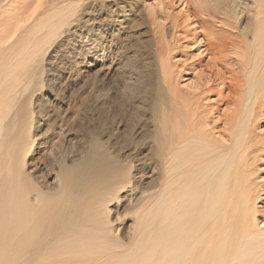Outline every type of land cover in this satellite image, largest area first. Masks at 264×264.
I'll list each match as a JSON object with an SVG mask.
<instances>
[{
    "label": "bare ground",
    "instance_id": "1",
    "mask_svg": "<svg viewBox=\"0 0 264 264\" xmlns=\"http://www.w3.org/2000/svg\"><path fill=\"white\" fill-rule=\"evenodd\" d=\"M195 1L222 31L240 33L239 98L224 121L200 83H175L161 32L144 53L121 12L105 21L112 42H95L108 71L121 67L118 87L101 95L85 82L49 110L59 93L41 89L42 66L47 83L69 70L70 42L56 53L52 40L70 24V1L0 0V264H264L253 172L264 0Z\"/></svg>",
    "mask_w": 264,
    "mask_h": 264
},
{
    "label": "rangeland",
    "instance_id": "2",
    "mask_svg": "<svg viewBox=\"0 0 264 264\" xmlns=\"http://www.w3.org/2000/svg\"><path fill=\"white\" fill-rule=\"evenodd\" d=\"M60 1H63L60 5L66 3L69 7L70 4L71 8L69 11L73 12L71 13V20L70 18L68 19L70 20V24L68 23L64 32H61L63 36H57L56 39L52 40V43H54L53 47L55 50L57 49L56 53H59L60 50H63V46L59 42H62L64 38L70 42L67 46V51L69 52L68 57L71 61H69L66 66L68 67L69 64L72 65V67L69 65L68 68L70 70L71 67V71L73 72H69V70L65 72L63 69L62 71L65 73L60 74L57 70L53 72L55 78L51 79L52 82L48 81L49 83H47L45 80H48V73L43 64L44 74L40 86L41 89H47L50 85L59 93V98L55 101L56 104L55 102H50L48 104L47 107L49 110L51 108V110L63 109L66 105L64 94L65 98H67L70 93L76 91V89H78L77 87L80 88L82 84L84 85L87 83L89 87L92 86V83L96 82L101 95H104L106 90H113L116 86L118 87V82L120 80L119 69L121 67L108 71L106 64L107 60H105L106 58L104 59L103 54H101L102 52L97 51L95 42H101L103 46L105 42H112L110 37L111 28L105 26L107 23L105 21L107 16L115 17L120 12V16L125 17L123 25L126 27V33H124L125 35L130 33L128 35L130 38L129 42H135L136 45L140 43L141 48L145 51L144 53L152 50V43L156 42L154 37L155 31L158 33L161 32L163 39L165 38L163 52L165 57L169 60L171 70L175 80H177L175 83L180 86V89L200 83L201 91L199 90V93L202 94V100L205 98L203 104L205 103L208 105L210 109L214 111V117L221 118L223 119L222 121L226 119L225 114H230L232 109H234L235 101L239 98V87L235 84V80L236 83L240 85L241 78L239 81L240 74L237 69V60L239 58L232 53L233 50L236 49L235 44H232L234 43L232 40L240 36V33L234 28H225L222 31L221 29L223 27L218 23V21H221L220 18L217 16L216 21H213V19L211 20L210 15L207 17L206 12L199 9L195 0H165L167 4L165 6L166 10L163 8L160 9L158 6V2L162 0H67V2L70 1L69 4L65 2L66 0ZM150 8L155 9V13L152 15L153 17H151V12H149ZM74 18H77V20L75 19L73 22ZM86 20L87 22H85ZM99 27H101L100 30ZM127 27L130 29L129 31ZM66 33L67 35H65ZM232 36H234L235 39L232 38ZM235 43H239V45L242 44L240 42ZM232 46H234L233 49ZM222 50L225 54L221 52ZM70 55H72L73 58ZM151 58L152 56L150 60H152ZM156 59L159 61L158 58ZM72 61L74 62L72 63ZM150 62L152 63L150 65L151 71L154 69L153 72H155V75H159L160 67L158 70V65L160 63L158 62L156 67V62ZM61 64L58 63L57 65L63 67L60 66ZM74 66L77 68L73 69ZM157 71L158 73H156ZM79 72L81 75L80 77L78 74ZM76 75L80 78V81H78L80 86H76L73 81L74 78L77 77ZM155 75L153 76V81L155 80L154 82L156 84L157 78ZM58 76H60V79ZM66 79V82H72L67 88H65ZM68 79L71 80L69 81ZM43 81H45V83ZM202 89H204V92ZM44 91L42 93H45ZM207 91L210 92V94ZM81 92L83 93L82 90ZM50 104H52V106ZM263 107L260 111L262 115V117H260L261 119L258 117L260 123L256 119V128H253L255 133L253 138L256 136L254 143L255 147H258L257 151L259 152L256 155L257 163H253L254 165L256 164L255 169L253 166V172L254 177H258L257 181L260 182L263 188L261 189L260 187L262 200L261 202L259 201L260 204H258V208L264 212Z\"/></svg>",
    "mask_w": 264,
    "mask_h": 264
}]
</instances>
